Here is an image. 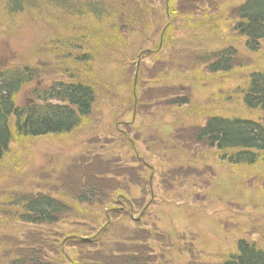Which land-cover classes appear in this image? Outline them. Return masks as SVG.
<instances>
[{
    "label": "trees",
    "instance_id": "16d2710c",
    "mask_svg": "<svg viewBox=\"0 0 264 264\" xmlns=\"http://www.w3.org/2000/svg\"><path fill=\"white\" fill-rule=\"evenodd\" d=\"M1 2L0 37L22 29L13 22L17 17H26L35 37L22 51L26 64L0 69V181L25 177L40 187L37 194L0 191V257H7H1L6 264H174L175 256L180 264H264V250L246 234L231 249L216 252L199 250L195 238L187 242L179 231L175 239L156 238L166 209L178 204L196 214L205 211L206 204L201 208L194 196L210 194L204 182L212 166L238 171L264 163V119L200 111L185 96L191 89L186 81L208 85L239 67L236 47L216 48L217 38L231 37L219 35L225 26L250 54L261 51L264 0H246L233 17L226 0L216 4L215 17L195 25L190 17L182 22L185 11L196 9L189 5L207 8L214 0ZM197 31H206L205 43L192 48L193 67L184 71L182 47ZM121 51L128 53L133 70L139 58L140 66L137 77L111 93L121 104L118 110L113 107L106 133L114 142L105 143L99 153L87 150L80 161L73 157L53 170L27 174L24 147L29 141L71 139L83 129L98 101L87 68L110 64ZM145 57L154 60V69L143 64ZM33 60L37 66L30 64ZM252 66L237 92L247 111L264 114V70ZM50 70L57 76L45 83ZM159 83L166 88L154 86ZM29 87L32 102L20 106L19 95ZM155 126L164 127L161 139L154 136ZM179 188L191 193L168 198ZM231 218L232 213L224 217Z\"/></svg>",
    "mask_w": 264,
    "mask_h": 264
},
{
    "label": "rangeland",
    "instance_id": "374dc122",
    "mask_svg": "<svg viewBox=\"0 0 264 264\" xmlns=\"http://www.w3.org/2000/svg\"><path fill=\"white\" fill-rule=\"evenodd\" d=\"M225 1L226 0H214L215 4L210 6L211 8L200 7L198 4H191L189 6H196V9L185 11V18H183L182 22H186V19L190 17L192 25H195L196 23L205 24L206 17L208 19L209 16H216L214 11V9H216V4L220 6ZM228 1L233 4V8H231L232 5L228 7L225 5V7L227 8L230 17H233V15H235L234 9L238 7V4L243 3L245 0ZM2 5L3 3L1 2L0 7ZM0 12H2L1 9ZM212 12L214 13L213 16ZM179 14L180 19L182 14ZM25 18L26 17H17L13 21L17 26L22 28L21 30L14 31L13 28L11 34H6V36L0 37V69L2 68V65L8 64L10 67H20L28 62V58L23 56L22 51L24 49L26 50L29 47L30 42L33 41L35 31L33 28H28L26 21L24 20ZM232 26L233 25L230 26L231 29ZM2 30L5 31V28L2 27ZM205 33L206 31L193 32L190 39H187L184 42V47H182V53H185L183 58L184 71L189 72L190 67H193L190 58L192 56L191 53H193L191 50L192 48H196L200 44L205 43L201 38ZM219 35L231 36L229 40L226 41H224L225 39L218 40L217 38L215 40L217 43L216 48L221 49L226 45L236 47L238 50L237 65H239V67L236 68L235 72L231 75H220L215 77L212 83H209L208 85L206 82L191 83L190 81H186L185 84L188 87L191 86V89L190 91L188 90L189 92L185 91V96L191 100V107L194 109L198 108L200 111L207 110V113L218 114L223 117H245L247 119H254L262 122L264 114L251 112L250 110L247 111L241 104V96L238 94L237 90L238 87L245 86L246 72L248 71L247 69L251 70V65H253L252 67L258 65L259 67L256 69L264 70V41L261 43V51L258 54H250L245 49L243 40L237 37L238 35H233L230 30H226V26ZM126 54L128 53H122L121 51V53L116 55L112 63L97 64L93 67L94 71L93 68L92 70L89 67L87 68L88 71L93 74L91 84L97 91L98 99L91 116L85 120L86 124L83 129L81 127L71 139H65L64 141L57 139L29 141L28 147H24L23 149V153L27 156L24 165L27 174L39 170H53L57 168L60 163L73 157H80V161L81 158H86L85 155L87 154L84 152L87 150H90L93 153H99V149H102V146L105 143L114 142V138L109 136L106 138V133L108 126L113 124V117L111 115L113 107L118 110L121 104L119 101L113 100L115 97L111 93H113L116 87H118L119 90L124 83L131 80V76L137 77V75H139L138 69L140 66V58L136 62V69L133 70V63L130 62L129 64ZM187 59L190 60V63ZM153 61L154 60L150 58H143V64H146L147 66L150 65L154 69L155 66ZM30 64L37 66L38 62L33 60ZM249 64L251 65L248 67L247 65ZM50 72L51 73H48L44 80L45 83H49L57 76L55 70H50ZM143 73L145 74V70H143ZM94 74L99 77L97 82L93 80ZM81 76L83 78H89L82 74ZM143 77L144 75H141V78ZM59 79L65 80L66 77H60ZM135 82H137V80ZM154 86L166 88V85L163 86L162 83ZM128 89H126L127 94L129 93ZM30 91L31 87L26 88L20 93L18 100L20 106L32 102L30 100ZM120 92L122 95H125L122 91ZM127 97H129V94L125 98L127 99ZM150 100L152 99L150 98ZM159 100L162 99L159 98ZM159 121L160 120H156L155 122H152V124L159 123ZM154 128V130L157 129L156 132L154 131V136L161 139L163 137L162 129H164V127L155 126ZM141 136V140H143L146 133L143 132ZM179 141L184 142L181 139H179ZM139 148L142 151L141 154L144 155L145 148L143 145H139ZM240 183H244V188L242 190L240 189ZM204 185L210 190V194L208 195L205 192H202V194L194 196V198L197 199L201 208L202 203L206 204V207L204 208L205 211L196 214V212L182 206H179L178 208L172 206L171 208L166 209L167 214L165 215L164 220L169 224L164 225L160 223V234H158L159 236L156 238L161 240L163 236L172 235L175 239L179 231L185 233L188 236V240H190V238H195V243L202 244V246H210V248H213L212 251L220 250L222 244L228 245L229 248H232L233 241L231 242V236L233 237V234L236 232L234 229L232 230L228 227V225L220 227L218 224V222L222 223L221 219L218 220L217 215H221L220 210L223 206L227 209L223 210V212L228 214L232 213L234 210H236L234 213L243 211V213L241 212L240 217H234V220L240 218V220H242L241 231H243V233L246 232V235L251 231V236H247L248 239L256 241L260 248L264 250V163L259 167L254 166L238 171H233L227 166L225 168H220L219 165L212 166L210 172L205 177ZM170 187L172 186H168L166 190ZM43 188L45 187L42 186V189ZM11 189L15 193L36 192L37 194L40 191V187L34 185L31 178L22 177V179H11L9 182L0 181V191H10ZM48 189L50 190L52 187H49ZM177 191V193L170 192L168 198L176 197L177 195L185 197L191 193L189 190H182L181 188ZM182 199L184 198L176 200V202L181 201ZM236 201L240 202L242 209L238 208ZM251 202L253 204H251ZM203 215L206 216L201 217ZM212 216L216 217L212 219ZM196 234H199L200 236L197 238L195 236ZM37 240H40V237ZM164 243L169 246L167 241H164ZM154 255L155 257H158L159 253L157 250L154 251ZM1 257L7 260V257H4L3 254H1ZM1 257L0 264H6ZM181 261L182 259L175 256L174 264H180ZM204 262H209V259L204 258ZM159 263H161V261ZM217 263L221 264L222 262ZM52 264L57 263L55 261Z\"/></svg>",
    "mask_w": 264,
    "mask_h": 264
}]
</instances>
